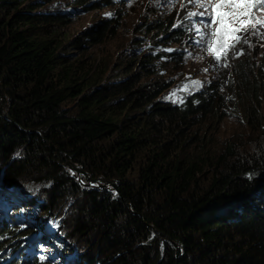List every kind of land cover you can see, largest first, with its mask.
I'll list each match as a JSON object with an SVG mask.
<instances>
[{
	"label": "trees",
	"instance_id": "trees-1",
	"mask_svg": "<svg viewBox=\"0 0 264 264\" xmlns=\"http://www.w3.org/2000/svg\"><path fill=\"white\" fill-rule=\"evenodd\" d=\"M71 3L88 12L113 5ZM45 4L0 0V159L10 168L0 173V198L23 196L38 219L35 227L14 214L0 216V264H51L25 253L26 240L51 224L61 255L77 251L71 264H264V148L247 155L229 144L211 154L206 134H194L219 121L224 97L245 104L248 123L259 126L264 60L257 65L243 50L230 90L216 80L180 104L164 102L172 85L156 76L179 55L148 38L162 22L144 24L111 69L89 51L115 35L119 15L70 37L68 14L58 7L38 12ZM183 38L173 30L168 42ZM69 163L115 190L90 187ZM24 179L46 187L36 203L17 187ZM69 199L77 213L66 232ZM60 211L63 221L53 216ZM82 239L97 254L84 257L73 242Z\"/></svg>",
	"mask_w": 264,
	"mask_h": 264
},
{
	"label": "rangeland",
	"instance_id": "rangeland-1",
	"mask_svg": "<svg viewBox=\"0 0 264 264\" xmlns=\"http://www.w3.org/2000/svg\"><path fill=\"white\" fill-rule=\"evenodd\" d=\"M41 1H44L46 4L38 12H51L58 7L61 12L68 14L69 25L65 30H68L70 37L81 34L85 29L95 25L100 20L110 18L112 15H119L121 20L120 29L115 35L110 36L104 41V43L89 51L98 62L109 65L111 69H114L117 64H122L126 57L124 56L125 50H129L133 38L137 37L138 32L140 33L144 24H155L158 20L162 22L163 26L160 30H154L148 38L152 43L158 39L162 40L160 44L164 46L165 49L163 50L165 51H160L173 52L179 55L177 63H165L162 73L159 72L156 76L164 82H170L172 85L162 97V101L164 102L180 104L189 93L201 90L216 80H220L221 83L223 82L227 90L233 88L237 83V75L232 70L233 62L242 57L241 55H235L241 49L246 51L245 53L249 54L257 65H260L264 60V38L252 35V30L249 28L247 34L240 33V35L250 42L251 47L243 42L235 43L231 41L230 43L235 44V47L231 48L227 57H222L218 63L214 59V54H210L208 51L210 47H221V44L216 43L217 37L213 34L217 25H213L211 28L205 27V24L208 22L207 15L203 17L194 16L189 19L187 16L188 12L203 11L199 5L189 3V0H112L113 5L111 8H104L101 11L94 12H88L81 6L72 5V0H19V3L22 6H26L31 4L36 5L37 2ZM253 14L255 17L264 19V12L257 11L254 8ZM167 16L174 17H168L167 19ZM169 18L170 21H168ZM165 24L171 25L166 33L162 32ZM174 25L177 26L174 27ZM197 28L200 29L199 32L196 31ZM177 29L183 32V41H180V44L168 42L172 31ZM259 31L264 34V27H260ZM169 49L171 51H168ZM76 54L74 53V55ZM225 62L228 64L227 67L223 66ZM258 68H261V72L264 74L262 66ZM204 69H207V71H204ZM249 69L251 67H248ZM253 71L255 75L259 73L255 69ZM222 77H224L223 81ZM192 81H199L200 83L194 85ZM184 85H188L187 90H184ZM225 93L229 97V92ZM224 102L226 106L221 110L219 121L216 119L213 123L200 125L195 129L194 134L196 131L200 136L206 134L205 147L210 150L211 154L221 153L226 145L233 144L234 148L241 154L247 152V155H256L259 149L264 148V115L261 117L259 126L253 128L245 116L244 110L246 108H243L245 104L238 106V102L225 97ZM200 147L198 145L196 149L199 151ZM7 164L6 161L0 159V173H3L6 169V175H9L10 168L7 167ZM88 184L92 188H97L96 184ZM17 185L20 190L27 192L28 200L31 199L34 203L45 195L44 188L46 187L44 185V188L42 185H36L31 180H21ZM104 189H112V187ZM11 197L10 201H4L0 198V216H11L14 214L15 217H23L28 223L30 221L29 224L38 227L36 206L27 203L24 206L25 198L17 193ZM262 201L264 202L263 198ZM69 203H72L73 206L65 209L67 210V214L70 215L69 219L66 220V217L64 218L66 232L69 231L68 228L72 225L70 223L72 216H75L77 213V203L70 201V199ZM12 206L15 207L17 212L11 209ZM62 213V211L55 212L53 216H57L58 220L63 221ZM47 230L46 233L44 230L40 231L38 229L39 233L36 236L26 240L28 249L25 253L28 256L32 255L38 258L39 262L50 261L51 264H71L75 261L77 251L72 252L64 258L58 247L52 243L53 225L51 224L47 227ZM73 242L85 250L84 257H87L88 254H97L89 250L90 247L87 246V240L82 239L81 241L77 240ZM24 244L20 246H24ZM65 244L68 246V251H70L73 243ZM31 250H34L35 253L32 254Z\"/></svg>",
	"mask_w": 264,
	"mask_h": 264
},
{
	"label": "snow or ice",
	"instance_id": "snow-or-ice-1",
	"mask_svg": "<svg viewBox=\"0 0 264 264\" xmlns=\"http://www.w3.org/2000/svg\"><path fill=\"white\" fill-rule=\"evenodd\" d=\"M189 3H195L203 9L202 12H188V18L194 16L208 17V22L205 27L211 28L217 25L214 35L217 37L216 43L221 44L220 48L210 47L208 51L214 54V59L219 63L222 57L226 58L229 50L235 47V44L230 43H245L251 47L250 42L244 39L240 33L247 34L249 28L252 30V35H258L264 38V34L260 33L259 28L264 27V19L255 17L253 9L264 12V0H189ZM111 15V14H109ZM177 25H174V27ZM200 31L199 28L196 29ZM221 38H223L221 40ZM168 51H171L169 49ZM243 54L241 49L235 55ZM224 67L228 64L225 62ZM207 71V69H204ZM199 81H192V84L197 85ZM188 85H184V90H187Z\"/></svg>",
	"mask_w": 264,
	"mask_h": 264
},
{
	"label": "water",
	"instance_id": "water-1",
	"mask_svg": "<svg viewBox=\"0 0 264 264\" xmlns=\"http://www.w3.org/2000/svg\"><path fill=\"white\" fill-rule=\"evenodd\" d=\"M68 168H69V170H70L73 174H75L76 176H78V178H79L80 176H84V177L86 178L87 182H89V183H91V184H96V185H97V186H96L97 188L100 187V189H104V188H106V187H112V189L115 190V185H114L113 183L104 184V182L101 181V180L89 181V180H88V177L84 174V172L78 170L76 166H74V165H72V164L69 163V164H68ZM176 249H177V250H176V254H177V256H178V254H179V250H178L177 247H176Z\"/></svg>",
	"mask_w": 264,
	"mask_h": 264
}]
</instances>
